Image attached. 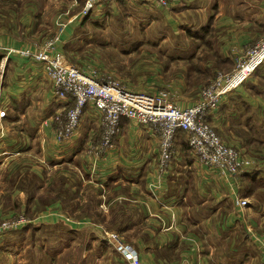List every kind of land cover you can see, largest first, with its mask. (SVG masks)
<instances>
[{
	"label": "crops",
	"instance_id": "obj_1",
	"mask_svg": "<svg viewBox=\"0 0 264 264\" xmlns=\"http://www.w3.org/2000/svg\"><path fill=\"white\" fill-rule=\"evenodd\" d=\"M244 1L249 16L240 7L233 14L227 2L219 5L218 0H170L167 7L147 0H104L89 13L93 20L104 19L107 24L130 20L133 29L165 25L172 37L157 40L162 42L160 55L152 57L147 74L127 87L147 93L167 89L180 107H186L217 72L231 71L246 47L264 35V0ZM12 4L10 10L0 7V213H11L19 204L37 214V225L65 219L81 225L95 222L101 208L109 214L121 206L126 213L133 206L141 214L124 226L131 230L124 237L133 239L126 244L137 249L144 264H234L217 258L222 249L209 230L202 232L205 241L211 239L206 243L195 230L197 222L206 226L208 221L196 217L198 200L204 207H217L216 222L228 226L250 221L254 262L264 264V204L256 209L248 201L243 209L237 207L239 178L202 165L191 149H185L183 131L175 136L173 157L160 178L159 137L147 125L123 118L114 145L99 154L91 150L101 129L92 103L84 107L73 135L56 138L53 117L64 113L72 101L54 93L40 62L6 54L4 47H40L62 20L65 27L59 43L80 9L67 19V15L62 18L67 11L56 16L50 6L36 0ZM73 6L72 2L69 7ZM207 121L241 152L264 154V127L256 134V127L264 126V63L225 94ZM10 234L0 236V248Z\"/></svg>",
	"mask_w": 264,
	"mask_h": 264
},
{
	"label": "rangeland",
	"instance_id": "obj_2",
	"mask_svg": "<svg viewBox=\"0 0 264 264\" xmlns=\"http://www.w3.org/2000/svg\"><path fill=\"white\" fill-rule=\"evenodd\" d=\"M14 1L0 0V7L3 6L4 11L10 10ZM36 1L41 5L50 6L56 16L67 11L62 14V18L67 15V19L73 18L82 5V0H78L73 7H69L72 0ZM225 2L233 14L240 7L244 16H249L246 12L249 6H245L244 0L239 3L236 0H218L219 5ZM74 17L70 21V28L67 29L65 38L56 44L58 51L63 53L69 62L81 67L95 68L102 74L118 79L126 87L128 82H137L138 77L147 74L148 67L153 64L152 57L160 55L162 42H157V40L172 37V33L162 23H154L151 27L145 25L142 29H139L138 25L133 29L134 22L130 20L120 19L107 24L104 19L93 20L90 13L85 15L79 13ZM262 127L264 126L256 127L257 135ZM185 149H190L188 144ZM243 173L238 176L241 195L249 196L247 199L250 201V206L252 202L254 207L259 209L264 204V163ZM16 206L15 211L11 213L5 215L0 213V220L20 213L31 217L32 212L29 207L21 208L19 204ZM132 207H129L131 209L128 208L126 213H122L121 206H116L109 214L101 208V214L97 215L96 221L91 224L78 225L65 219V221L61 220L54 224L48 223L49 225H37V223L35 226L11 232L12 234L5 238L6 243L4 242L0 248V254H2L0 262L9 264H31V262L36 264H125V258L115 247L114 235L123 243L133 240L124 237V234H130L131 230L123 229L126 224H131L133 218L141 214ZM215 213H217V207L214 205L204 207L197 200L196 217L208 218L206 226L200 222L195 224V230L201 236L203 243L211 240L205 241L202 236L203 231L209 230L212 241L222 249L216 254L217 258L220 257L229 262L233 260L234 264H258L254 262L255 242L249 234L250 227L253 228L252 223L248 220L234 221V224L229 223L226 226L223 221H215ZM32 216L36 218L37 214Z\"/></svg>",
	"mask_w": 264,
	"mask_h": 264
},
{
	"label": "built area",
	"instance_id": "obj_3",
	"mask_svg": "<svg viewBox=\"0 0 264 264\" xmlns=\"http://www.w3.org/2000/svg\"><path fill=\"white\" fill-rule=\"evenodd\" d=\"M104 0H83L80 14H88L91 8ZM167 7L170 0H147ZM74 4L78 0H72ZM61 16V15H60ZM61 20V19H59ZM65 23H57L54 33L43 45L4 47L6 54H16L40 62L50 78L54 93L72 101L64 113L56 114L55 136L58 140L73 135L79 125L84 107L92 103L99 112L101 129L97 143L91 150L100 153L114 145L120 132L121 120L128 118L136 124L147 125L158 133L160 155L157 163L158 176L164 177L173 157L175 136L179 130L186 134V142L197 160L206 167L217 169L223 174L238 177L252 167L264 163V154L250 155L241 152L234 145L226 143L207 116L216 111L225 94L240 85L261 63H264V36L246 47L244 55L237 60L229 72H217L214 79L204 86L198 99L190 106L180 107L165 89L154 93L128 89L118 79L100 73L95 68L83 69L67 63L63 53L56 50L61 40ZM159 182V180H158ZM158 182L156 184L158 185ZM151 186L154 187L153 183ZM247 198L236 194L234 203L240 209L247 206ZM35 217L20 213L0 220V236L35 226ZM116 249L128 264H144L137 249L120 242L114 235Z\"/></svg>",
	"mask_w": 264,
	"mask_h": 264
},
{
	"label": "trees",
	"instance_id": "obj_4",
	"mask_svg": "<svg viewBox=\"0 0 264 264\" xmlns=\"http://www.w3.org/2000/svg\"><path fill=\"white\" fill-rule=\"evenodd\" d=\"M82 3H83V0H82ZM243 174H245V173H243ZM243 174H242V175H243ZM239 193L241 194V191H240V189H239ZM27 227H29V226H27ZM24 228H26V227H24Z\"/></svg>",
	"mask_w": 264,
	"mask_h": 264
},
{
	"label": "bare ground",
	"instance_id": "obj_5",
	"mask_svg": "<svg viewBox=\"0 0 264 264\" xmlns=\"http://www.w3.org/2000/svg\"><path fill=\"white\" fill-rule=\"evenodd\" d=\"M90 148H91V146H90ZM107 149V148H106ZM105 151V150H104ZM210 168V167H209Z\"/></svg>",
	"mask_w": 264,
	"mask_h": 264
}]
</instances>
